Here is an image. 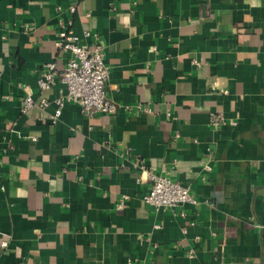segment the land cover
Here are the masks:
<instances>
[{
	"label": "crops",
	"instance_id": "obj_1",
	"mask_svg": "<svg viewBox=\"0 0 264 264\" xmlns=\"http://www.w3.org/2000/svg\"><path fill=\"white\" fill-rule=\"evenodd\" d=\"M62 25L103 45L116 114L52 118ZM148 172L198 204H145ZM0 264H264V0H0Z\"/></svg>",
	"mask_w": 264,
	"mask_h": 264
},
{
	"label": "built area",
	"instance_id": "obj_2",
	"mask_svg": "<svg viewBox=\"0 0 264 264\" xmlns=\"http://www.w3.org/2000/svg\"><path fill=\"white\" fill-rule=\"evenodd\" d=\"M73 11H75L74 7ZM84 37L89 39L92 34L86 32ZM93 37L97 41L88 45L83 43L80 37L72 34L66 26L62 25L61 27L57 46L64 55H68L65 68L59 75L54 63L45 64L43 77L39 80V87L42 91L50 89L57 78L63 86L61 95L56 101L57 109L52 116L53 119H57L61 115L62 109L68 101L78 103L82 112L88 116L113 115L118 111L117 104L106 94L110 68L105 60L104 47L97 37ZM47 106H49V102L46 99L38 102L31 94H28L24 99L23 111L26 112L34 107L44 109ZM211 123L218 126L226 121L222 115L214 114L211 116ZM141 167L145 166L141 165ZM147 174L151 187L143 198L145 204L158 211L181 209L179 215L182 218L186 217L183 207L198 204L190 189L179 182L153 172ZM123 206L124 202H121L118 208L121 209ZM183 233L186 234V228L183 229ZM2 246L8 247V241L2 242ZM194 254V250L189 251L190 257H193Z\"/></svg>",
	"mask_w": 264,
	"mask_h": 264
}]
</instances>
